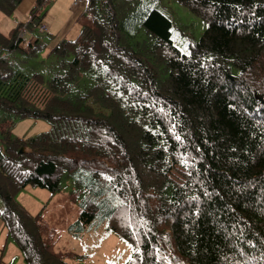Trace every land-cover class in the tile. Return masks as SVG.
<instances>
[{"label":"trees","instance_id":"trees-1","mask_svg":"<svg viewBox=\"0 0 264 264\" xmlns=\"http://www.w3.org/2000/svg\"><path fill=\"white\" fill-rule=\"evenodd\" d=\"M46 1L0 0L19 18L0 30L1 218L25 264L73 254L63 219L17 201L27 186L79 207L74 234L106 223L126 264H264V0H176L208 22L187 53L150 0H86L75 39L27 41ZM25 117L52 127L15 137Z\"/></svg>","mask_w":264,"mask_h":264},{"label":"rangeland","instance_id":"rangeland-1","mask_svg":"<svg viewBox=\"0 0 264 264\" xmlns=\"http://www.w3.org/2000/svg\"><path fill=\"white\" fill-rule=\"evenodd\" d=\"M148 4L162 10L173 20L172 29L176 43L185 53L189 51V44L198 40L208 26L207 21L176 0H150ZM85 7L86 0L46 1L41 11L43 16L41 24L46 25L47 30H41V26L37 25L32 31H24L26 40L29 41L33 37L40 38L47 48H50L64 39H75L82 29L77 18ZM22 11L19 14L21 18L25 15ZM13 16L0 13L2 32L8 33L13 28L16 19H19L18 14ZM26 43L23 42V45ZM35 81L38 82L36 79ZM51 127V123L44 119L18 118L14 122L12 133L15 137L31 138L47 132ZM17 201L31 215L44 210L52 217L63 219L62 223L56 221L61 230V240L57 249L65 253L73 252L68 257L72 264H126L133 254L131 245L110 231L106 223L95 226L85 225L77 234L70 232L68 226L77 219L79 207L69 204L70 208H65L67 204L59 201V193L52 194L45 188L27 186L19 192ZM2 210L3 202L0 198V258L5 264H25L19 247L4 230Z\"/></svg>","mask_w":264,"mask_h":264},{"label":"built area","instance_id":"built-area-1","mask_svg":"<svg viewBox=\"0 0 264 264\" xmlns=\"http://www.w3.org/2000/svg\"><path fill=\"white\" fill-rule=\"evenodd\" d=\"M40 84L35 80H30L23 89V97L38 108H43L49 102L51 93Z\"/></svg>","mask_w":264,"mask_h":264},{"label":"crops","instance_id":"crops-1","mask_svg":"<svg viewBox=\"0 0 264 264\" xmlns=\"http://www.w3.org/2000/svg\"><path fill=\"white\" fill-rule=\"evenodd\" d=\"M29 1H31V2H29L28 3V6L25 8V11L28 9V7L34 2V0H29ZM25 11H23V12H25ZM26 14V13H25Z\"/></svg>","mask_w":264,"mask_h":264},{"label":"snow or ice","instance_id":"snow-or-ice-1","mask_svg":"<svg viewBox=\"0 0 264 264\" xmlns=\"http://www.w3.org/2000/svg\"><path fill=\"white\" fill-rule=\"evenodd\" d=\"M177 139H180L179 137H177ZM205 195H208V193L206 192Z\"/></svg>","mask_w":264,"mask_h":264},{"label":"water","instance_id":"water-1","mask_svg":"<svg viewBox=\"0 0 264 264\" xmlns=\"http://www.w3.org/2000/svg\"><path fill=\"white\" fill-rule=\"evenodd\" d=\"M23 151V148L21 149V152Z\"/></svg>","mask_w":264,"mask_h":264}]
</instances>
